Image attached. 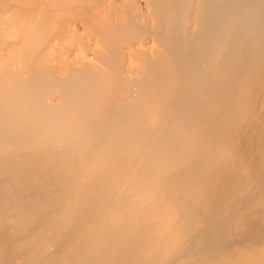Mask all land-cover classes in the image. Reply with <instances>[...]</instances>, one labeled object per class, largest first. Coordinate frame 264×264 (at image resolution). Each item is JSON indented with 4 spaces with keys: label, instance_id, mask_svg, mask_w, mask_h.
Here are the masks:
<instances>
[{
    "label": "bare ground",
    "instance_id": "bare-ground-1",
    "mask_svg": "<svg viewBox=\"0 0 264 264\" xmlns=\"http://www.w3.org/2000/svg\"><path fill=\"white\" fill-rule=\"evenodd\" d=\"M249 244L264 0H0V264H264Z\"/></svg>",
    "mask_w": 264,
    "mask_h": 264
},
{
    "label": "rangeland",
    "instance_id": "rangeland-1",
    "mask_svg": "<svg viewBox=\"0 0 264 264\" xmlns=\"http://www.w3.org/2000/svg\"><path fill=\"white\" fill-rule=\"evenodd\" d=\"M260 247H262V248H257V244H249V245H247V246H243V247H241V246H239V245H237V247H236V253L238 254V255H240L241 253H244V252H246V253H249V254H251V255H253V256H256L257 258L258 257H262L263 255H264V246H260ZM258 249V250H257ZM235 254V253H234ZM255 257V258H256ZM246 261V258L244 257V258H242L241 256H240V258L239 259H234V261L232 260V262L233 263H235L236 261Z\"/></svg>",
    "mask_w": 264,
    "mask_h": 264
}]
</instances>
